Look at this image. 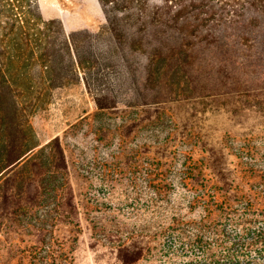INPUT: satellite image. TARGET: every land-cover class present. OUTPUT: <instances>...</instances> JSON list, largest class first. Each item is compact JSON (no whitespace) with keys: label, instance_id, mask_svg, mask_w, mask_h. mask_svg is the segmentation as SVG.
<instances>
[{"label":"trees","instance_id":"16d2710c","mask_svg":"<svg viewBox=\"0 0 264 264\" xmlns=\"http://www.w3.org/2000/svg\"><path fill=\"white\" fill-rule=\"evenodd\" d=\"M99 2L106 17L99 31L67 32L61 19L44 20L35 0L26 11L19 0H0V229H34L48 254L41 264L69 262L47 249L45 236L80 224L60 138L41 145L29 119L54 90L84 82L99 110L144 106L152 122L175 123L170 134L181 118L169 106L183 101L208 99L235 116H264V0ZM205 165L222 195L238 189L222 148H213ZM196 200L205 215L191 231L174 229L194 264H264V198H211L227 220L236 204L254 216L238 222L236 248L218 233L212 203ZM116 249L121 264L145 256L137 243ZM212 249L222 250L218 259Z\"/></svg>","mask_w":264,"mask_h":264},{"label":"rangeland","instance_id":"374dc122","mask_svg":"<svg viewBox=\"0 0 264 264\" xmlns=\"http://www.w3.org/2000/svg\"><path fill=\"white\" fill-rule=\"evenodd\" d=\"M35 1L44 20L61 19L67 32H97L106 21L99 0ZM29 2L19 0L25 11ZM169 108L181 118L172 135L175 123L152 122L144 106L99 110L84 82L58 88L40 104L30 122L41 145L60 138L80 220L79 226L59 225L49 232L47 249L67 257V264H121L116 246L137 243L145 256L136 264H194L174 229L191 231L205 215L196 198H264V116H235L208 99ZM213 148L225 152L238 188L227 195L205 165ZM210 208L214 212L213 203ZM231 213L232 221L221 211L214 218L228 248H236L243 234L238 222L254 216L243 215L238 204ZM209 235L211 242L219 241ZM212 250L218 259L222 250ZM32 252L36 258L22 257ZM46 256L34 229L28 234L17 227L0 229V264H41Z\"/></svg>","mask_w":264,"mask_h":264}]
</instances>
